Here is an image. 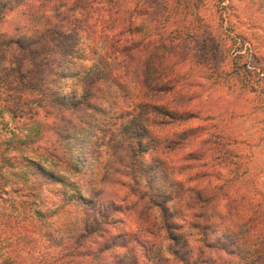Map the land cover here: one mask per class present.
I'll use <instances>...</instances> for the list:
<instances>
[{
    "label": "clouds",
    "instance_id": "obj_1",
    "mask_svg": "<svg viewBox=\"0 0 264 264\" xmlns=\"http://www.w3.org/2000/svg\"><path fill=\"white\" fill-rule=\"evenodd\" d=\"M111 7L101 0H27L4 16L10 26L0 38V121L5 142L16 149L27 196L0 208V264H148L151 245L161 241L175 252L177 238L163 211L169 201L150 198L144 169L156 160L171 166L177 197L190 187L191 173H182L175 154L167 161L160 156L180 142L171 134L173 121L185 118L146 98L147 90L135 86L139 70L134 74L107 39L99 44L100 18ZM169 7L184 5L169 0ZM173 18L181 31L172 34V53L188 64L184 71L221 102L241 96L249 107L259 105L251 122L259 120L264 129V0H203ZM60 43L70 66L58 70L55 84L34 79ZM76 70L79 76L59 74ZM257 151L264 158V141L249 157ZM261 197L264 190L248 202V215L264 213ZM217 199L229 216L232 196L222 192ZM153 206L155 215L136 217L138 207ZM180 216L173 228L190 247L184 229L192 227V213ZM204 225L218 226L198 221L194 227ZM211 234L204 231V239ZM249 250L264 264V244Z\"/></svg>",
    "mask_w": 264,
    "mask_h": 264
},
{
    "label": "trees",
    "instance_id": "obj_2",
    "mask_svg": "<svg viewBox=\"0 0 264 264\" xmlns=\"http://www.w3.org/2000/svg\"><path fill=\"white\" fill-rule=\"evenodd\" d=\"M202 1L173 0L177 6L184 5L180 9L170 8L169 0H101V3L112 7L100 18V45L107 39L110 47L119 53V59L126 60L134 74L139 70L140 79L135 86L147 90L146 98L150 94L156 104L166 106L175 113L176 118H185L173 121L176 132H171L167 127L164 129L180 142L169 153H160V156L167 161L172 153L175 154L173 158H178L177 164L182 173H191L187 177L190 187H185L183 194L177 197L179 186L171 179V166L168 170L166 165L156 160L144 169L151 186L150 198L162 204L169 201L170 205L163 210L164 219L170 235L177 238V247L174 249L176 253L161 241L158 245H151L147 260L148 264H172L173 261L179 264H260V258L249 250L254 244H264V239H261L264 237V213L253 212L248 215V202L256 197L250 193L234 191L227 182L224 186L212 184V178L214 182L216 177L220 179L219 175L224 177L223 171L238 163L235 161L237 153L232 147L237 138L231 134L230 126L234 116L226 113V110H214L210 102L203 104L200 101L199 82L184 71L188 64L176 61L172 53V34L178 35L181 31L173 26L178 23L174 15L186 12L189 4L198 6ZM26 2L20 0V3ZM168 27H171V32L167 31ZM162 29L167 35L162 33ZM5 35L1 34L0 38ZM68 55L66 44H56L49 50L46 61L34 74V79L41 83L55 84L58 70L70 66ZM59 74L79 76L80 71ZM4 79V76H0V82ZM128 86L134 87L133 84ZM188 113L192 115L188 116ZM157 115L161 119L172 120V117L163 113ZM4 127L3 131H6ZM137 130L133 128L131 131ZM183 132H187V136L180 139ZM15 152L16 149L9 146L4 137L0 139V208L4 203L12 207L15 202H22L27 196L21 186V174L16 171L20 162L12 154ZM222 192L232 196V212L227 217L221 207L222 199H217V194ZM171 199L176 203L173 204ZM197 207L200 211L192 212ZM225 207L227 209L228 205L225 204ZM182 212L192 213V227L184 229L190 247L185 235L177 236L173 228L175 219L179 222L184 218L180 216ZM135 213L137 218L141 215L151 217L155 215V206L138 207ZM198 221L218 226L204 225L196 229L194 225ZM130 227L135 229L134 220L130 222ZM176 227L180 226L177 224ZM204 231L206 236L212 232L208 240L204 239Z\"/></svg>",
    "mask_w": 264,
    "mask_h": 264
},
{
    "label": "rangeland",
    "instance_id": "obj_3",
    "mask_svg": "<svg viewBox=\"0 0 264 264\" xmlns=\"http://www.w3.org/2000/svg\"><path fill=\"white\" fill-rule=\"evenodd\" d=\"M20 4V0H0V35L6 33V27L10 26L4 19L5 14L11 12ZM198 90V94L201 96L200 101H203V104L210 102L214 110H226V113L229 112V115L234 116L231 119L230 126L233 132L231 134L237 138V142L232 147L237 153L235 161L237 160L238 163L224 170V177L219 175L220 179L216 177L214 182L212 178V184L224 186L227 182L234 191L241 194L245 192L250 193L253 197L260 196L261 190H264V158L261 157L259 151L255 152L254 157L248 155L254 148H259L260 143L264 141V137L257 135L258 132L264 131L259 127L260 121L251 122L255 118V114L260 111V106L249 107V102L241 96L221 102L219 99L213 98L211 93L206 94L205 90L200 88V85ZM253 128H256V132L252 131ZM3 130H5V127L3 122L0 121V139L4 137L2 134L6 132ZM244 136H247L248 139H244ZM232 194L235 193L232 192ZM261 198L264 199V197ZM221 203L222 209L225 210L226 203L224 200Z\"/></svg>",
    "mask_w": 264,
    "mask_h": 264
}]
</instances>
